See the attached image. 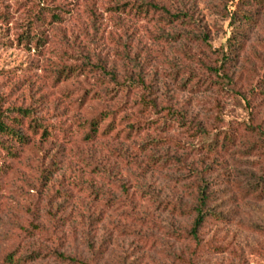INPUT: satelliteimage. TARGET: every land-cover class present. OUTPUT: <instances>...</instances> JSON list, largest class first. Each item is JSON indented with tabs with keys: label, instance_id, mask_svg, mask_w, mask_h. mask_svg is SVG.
<instances>
[{
	"label": "rangeland",
	"instance_id": "rangeland-1",
	"mask_svg": "<svg viewBox=\"0 0 264 264\" xmlns=\"http://www.w3.org/2000/svg\"><path fill=\"white\" fill-rule=\"evenodd\" d=\"M123 1L0 0V113L30 109L46 129L0 159V264L33 251L29 264H264V202L218 193L264 163L261 150L244 154L264 143V0L249 33L230 19L237 0H154L187 16L175 43L160 24L109 11ZM235 34L246 42L233 53ZM85 63L100 67L66 77ZM96 113H115L116 129L85 139ZM229 128L235 145L200 180L213 160L201 142ZM204 182L209 209L230 215L192 241Z\"/></svg>",
	"mask_w": 264,
	"mask_h": 264
},
{
	"label": "trees",
	"instance_id": "trees-1",
	"mask_svg": "<svg viewBox=\"0 0 264 264\" xmlns=\"http://www.w3.org/2000/svg\"><path fill=\"white\" fill-rule=\"evenodd\" d=\"M263 0H237L234 5V9L230 19H233L235 23H240V28L244 33H249L254 24V13L257 10L258 6L261 5ZM109 11L117 16H124L134 21H143V22H154L162 25L160 27L159 38L165 43H175L180 39L188 38V35L185 32L180 30H175V27L178 25H183L186 22V14L180 13L178 11H171L154 0H143V1H132L125 0L121 4H117L111 8ZM48 23L59 24L61 20L60 15L57 12L49 13ZM43 17V16H42ZM43 20V18H42ZM190 23L187 21V25ZM169 30L170 35L165 34V29ZM183 35V36H182ZM28 38H26L27 41ZM230 42L231 47L235 48L234 52L242 49V46L246 42V39H243V36L235 34V37ZM29 40V39H28ZM37 44V41H36ZM225 59L221 62L219 69L222 73L225 72ZM100 66H90L88 63L82 64L79 69L76 67L68 66L67 75L72 76V71L76 70L74 73H81V69L87 70L86 73L91 71H96ZM117 89V88H116ZM145 103V102H143ZM152 105V104H151ZM11 112L10 114H6ZM115 113L108 114L107 116L103 113H96L90 120L82 123V128L86 130L85 139L93 140L98 135L106 136L112 134L115 131ZM42 119L34 116V112L30 109H7L5 112L0 113V152L2 153V158L8 160H16L20 157L21 151L29 145V134L33 135L36 133H41L43 137L46 134V129L41 124ZM107 121L108 124L105 125V128L100 130L101 124ZM136 128V132L139 131V127L130 126V130L133 131ZM237 128H229V131L223 132L221 136L218 134L213 135L211 138L206 141L201 142L202 153L212 155L213 160L207 162L208 165L206 169L203 170L199 177L200 180H205L204 174L209 176H215L214 169H220L222 167V160L218 159L217 154H225L235 145L234 132ZM243 131L254 133L253 128L247 127L243 128ZM119 133V132H117ZM257 137L262 139L264 137V132H257ZM203 138H201L202 140ZM257 143L249 144L244 154H247L251 151L261 150V156L264 160V143H262L258 148ZM248 158V157H247ZM208 160V159H207ZM246 164H251L249 160H246ZM206 163V162H205ZM237 162L234 161V164ZM253 163V162H252ZM9 168L4 166L0 168V179L7 176ZM255 169H257L255 171ZM264 163L257 162L254 166H250L247 169V172L239 173L234 175V180L228 186V188H221L218 193L222 194L223 191L227 192L230 188L235 189V195H238L241 199L251 200L254 202H264ZM243 177H239V176ZM217 178L220 176H216ZM239 177V178H238ZM220 183V182H219ZM216 197L213 192L209 189L208 183L204 182L201 184L198 191L197 206L195 210L191 213L194 216L191 228L189 232L185 233V238H190V240H195L198 236V232L203 228L204 224L208 222H225L230 215V210H221L212 211L209 209V205L215 201ZM39 255L37 252H30L23 254L20 257L14 258L12 255H8L6 259V264H29L35 261Z\"/></svg>",
	"mask_w": 264,
	"mask_h": 264
}]
</instances>
